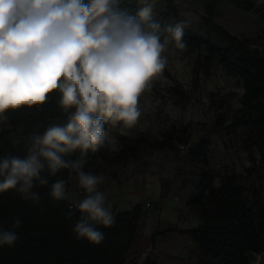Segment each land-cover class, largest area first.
<instances>
[{
	"label": "clouds",
	"instance_id": "1",
	"mask_svg": "<svg viewBox=\"0 0 264 264\" xmlns=\"http://www.w3.org/2000/svg\"><path fill=\"white\" fill-rule=\"evenodd\" d=\"M135 15L120 0H0V124L7 113L40 108L58 93L62 110L75 111L61 126L23 139L25 157L0 156V193L15 190L23 200L37 202L34 186L47 184L41 173H75L82 199L70 200L64 180L52 184L50 197L70 200L81 218L73 232L77 239L99 245L105 236L95 225L110 228L112 205L99 190L105 177L85 171L88 151L98 152L109 139L105 122L123 129L141 116L140 97L165 69L163 55L170 43L186 48V25L162 28L154 19V0H137ZM164 32L171 34L163 36ZM14 145L21 139L12 140ZM76 150L80 158L63 157ZM14 218L13 229L20 227ZM18 240L14 230L0 228V246ZM249 264H264V252H252Z\"/></svg>",
	"mask_w": 264,
	"mask_h": 264
},
{
	"label": "rangeland",
	"instance_id": "2",
	"mask_svg": "<svg viewBox=\"0 0 264 264\" xmlns=\"http://www.w3.org/2000/svg\"><path fill=\"white\" fill-rule=\"evenodd\" d=\"M169 6L176 16L166 14ZM154 18L167 25L182 21L185 28L221 45L210 23L251 45L264 44V0H154ZM163 55L168 63L141 95L137 124L107 128V144L116 150L120 135L170 142L141 149L122 164L101 165L93 174L105 177L98 187L113 213L123 205H141L137 235L124 264H215L184 231L200 223L199 210L190 204L200 191V171L204 168L212 175L214 186L231 177L244 187L249 203L264 207V163L256 148L245 143L248 128L232 126L242 107L239 77L217 59L207 62L204 48L187 45L180 50L173 42ZM202 138L209 141L206 159L192 151ZM67 190L78 198L85 195L76 175Z\"/></svg>",
	"mask_w": 264,
	"mask_h": 264
},
{
	"label": "trees",
	"instance_id": "3",
	"mask_svg": "<svg viewBox=\"0 0 264 264\" xmlns=\"http://www.w3.org/2000/svg\"><path fill=\"white\" fill-rule=\"evenodd\" d=\"M84 2L88 3V0ZM120 7L132 15L138 11L137 0H120ZM166 14L176 16L177 12L169 6ZM160 24L162 28L170 26ZM210 27L224 42L223 45L187 28L183 40L189 47L204 48L207 62L217 59L228 73L239 77L243 88L242 107L232 126L248 128L245 143L256 148L264 163V44L261 47L251 45L214 24L210 23ZM165 35L171 34L164 32L162 38ZM58 100L59 94L52 93L40 108L7 113V125L0 124V156L12 154L23 158L26 155L23 139L30 133L42 134L50 124L65 125L75 109L65 112ZM118 125L105 122V129ZM16 138L21 139V144L12 143ZM117 139L119 145L116 150H110L106 141L98 152L88 151L84 157L87 160L84 170L97 173L101 165L122 164L141 149L161 148L170 142L166 139L149 140L145 135H120ZM208 147V139L202 138L192 148L194 156L206 159ZM63 158L79 159L80 151ZM251 163H255L254 158H251ZM246 169L249 171L250 167ZM74 175L69 176L68 170L64 169L51 175L46 167L41 176L47 179V184H37L32 189L39 195L35 203L21 199L15 190L0 193V228L14 230L18 235L14 245L0 246V264L125 263L126 253L137 235L141 205L114 212L115 222L110 228L95 225L105 236L101 244L77 239L73 228L81 218L80 212L70 207L69 202L55 201L49 195L52 184L59 180H64L68 189ZM199 187V193L190 200V204L199 210L200 223L184 230L185 233L215 264H249L253 259L251 253L263 250L264 207L258 202L249 203L244 187L231 177L214 186L212 175L204 168L200 171ZM14 218L21 221L19 228L13 229ZM151 241L154 242L153 237Z\"/></svg>",
	"mask_w": 264,
	"mask_h": 264
},
{
	"label": "crops",
	"instance_id": "4",
	"mask_svg": "<svg viewBox=\"0 0 264 264\" xmlns=\"http://www.w3.org/2000/svg\"><path fill=\"white\" fill-rule=\"evenodd\" d=\"M75 176V175H74ZM73 177V176H72ZM68 196H69V199L70 200H78V199H82V198H78V196H76L72 191H69L68 190ZM130 199V198H129ZM70 200H65L67 202H69L71 204V201ZM131 200V199H130ZM131 208V205L130 206H127V205H123L120 207V210H129ZM119 209L117 211H120ZM116 211V212H117Z\"/></svg>",
	"mask_w": 264,
	"mask_h": 264
},
{
	"label": "built area",
	"instance_id": "5",
	"mask_svg": "<svg viewBox=\"0 0 264 264\" xmlns=\"http://www.w3.org/2000/svg\"><path fill=\"white\" fill-rule=\"evenodd\" d=\"M178 199H179L178 196H173V201H178ZM146 205L150 206V202H147ZM155 205H159V204H155Z\"/></svg>",
	"mask_w": 264,
	"mask_h": 264
}]
</instances>
